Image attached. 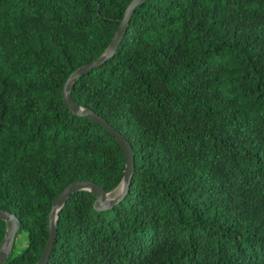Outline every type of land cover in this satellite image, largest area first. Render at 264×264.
Masks as SVG:
<instances>
[{
    "label": "trees",
    "instance_id": "1",
    "mask_svg": "<svg viewBox=\"0 0 264 264\" xmlns=\"http://www.w3.org/2000/svg\"><path fill=\"white\" fill-rule=\"evenodd\" d=\"M131 1L0 0V208L19 220L4 264H36L69 184L122 181L119 143L61 91ZM69 94L124 136L134 169L112 207L70 194L46 264H264V0H145Z\"/></svg>",
    "mask_w": 264,
    "mask_h": 264
},
{
    "label": "water",
    "instance_id": "2",
    "mask_svg": "<svg viewBox=\"0 0 264 264\" xmlns=\"http://www.w3.org/2000/svg\"><path fill=\"white\" fill-rule=\"evenodd\" d=\"M145 0H132L128 6L126 7L123 17L120 20V23L117 27V30L110 42L107 50L102 54L98 59L86 63L80 67H78L75 71H73L68 78L66 79L63 88H62V97L64 103L71 109L74 114L87 116L92 121L100 124L102 127L106 129L111 135L114 136L116 141L121 146L124 156H125V171L122 178V181L119 185L114 188L112 191L119 189L118 193L110 197L112 191L107 192L102 186L88 180L75 181L69 184L65 189L61 191V193L57 196V198L53 201L52 207L48 214V239L42 251V254L36 264H46L50 255V251L56 240V230L55 223L58 218V213L61 210L63 204L66 202L70 194L77 191H90L92 192L96 198L93 202V207L96 210H102L105 208L112 207L118 201L124 198L127 194V191L130 186V179L132 176V172L134 169V155L132 153V147L129 145L128 141L124 138L120 132H118L114 127H112L106 120H104L101 116L96 114L94 111L87 107H82L75 104L70 97L69 91L75 80L88 73L93 68L101 66L109 57H111L121 38L123 37L126 28L128 26L130 17L134 12L135 8L143 3ZM0 220L6 222V233L4 238L2 239L0 245V264H4L7 258L10 255L12 245L14 242V238L16 233L19 230V220L14 213H10L8 211L0 208ZM7 249L6 253L5 250Z\"/></svg>",
    "mask_w": 264,
    "mask_h": 264
},
{
    "label": "rangeland",
    "instance_id": "3",
    "mask_svg": "<svg viewBox=\"0 0 264 264\" xmlns=\"http://www.w3.org/2000/svg\"><path fill=\"white\" fill-rule=\"evenodd\" d=\"M118 190L119 189H116V190L112 191L111 194H110V197L115 196L118 193ZM24 236H25L24 234L17 236V239L15 241L14 250H13L14 254L19 253L20 248L23 246V244L25 242V237Z\"/></svg>",
    "mask_w": 264,
    "mask_h": 264
},
{
    "label": "bare ground",
    "instance_id": "4",
    "mask_svg": "<svg viewBox=\"0 0 264 264\" xmlns=\"http://www.w3.org/2000/svg\"><path fill=\"white\" fill-rule=\"evenodd\" d=\"M7 249H8V248H6L5 253H6Z\"/></svg>",
    "mask_w": 264,
    "mask_h": 264
}]
</instances>
